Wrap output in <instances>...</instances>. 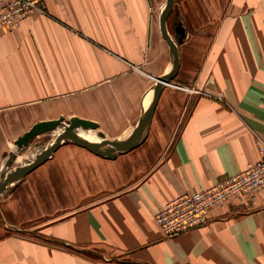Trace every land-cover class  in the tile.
Here are the masks:
<instances>
[{
	"label": "crops",
	"instance_id": "obj_1",
	"mask_svg": "<svg viewBox=\"0 0 264 264\" xmlns=\"http://www.w3.org/2000/svg\"><path fill=\"white\" fill-rule=\"evenodd\" d=\"M164 2L44 0L42 11L0 31V153L4 139L59 116L129 138L157 79L171 74L137 144L114 158H52L51 203L68 194L86 201L69 204L43 235L127 260H86L10 234L0 238V264H264V187L174 235L154 220L174 196L261 157L264 0H173L164 29L177 46L175 68L160 29ZM32 197L44 203L46 194Z\"/></svg>",
	"mask_w": 264,
	"mask_h": 264
},
{
	"label": "rangeland",
	"instance_id": "obj_2",
	"mask_svg": "<svg viewBox=\"0 0 264 264\" xmlns=\"http://www.w3.org/2000/svg\"><path fill=\"white\" fill-rule=\"evenodd\" d=\"M166 1L167 0L164 2L163 10L165 9ZM62 122L63 125L68 124L69 119L63 118ZM91 130L95 132V135L98 132H102L101 129L98 130L97 128ZM62 132L63 126H59L55 130L33 136L27 145L21 146L16 145L14 140L4 139L5 148L2 149L0 153V183L6 177L7 173L14 170L17 166L33 162L37 155L41 154L48 146L54 144L58 140ZM102 133L109 140L122 139L123 137L121 135V138H112L108 134ZM96 137L102 142L99 136L96 135ZM262 139L264 138L258 136L257 144H259V141ZM95 143L96 142H93L92 144ZM122 151L123 149L116 150V152ZM28 152H30V155ZM61 152H65L62 154L64 158L71 155L73 157L76 156L78 159L82 157L81 154H84V152H88L93 158H96L94 156L107 158L78 145L69 137H65L62 144L53 151L50 158L13 180L5 190L0 192V238L10 234L23 236L29 243H42L50 249H62L86 260H127L125 255L119 254L115 250H110L105 246L96 245L88 247L90 250H83V248H78L76 246L75 248L65 241H60L57 238L54 239L52 236H45L41 232L45 225L51 224L55 218L66 213V211H68L66 207L71 206L69 204L75 205L77 202L86 201V199L79 198V196L75 197L73 194H68L63 200L56 202V204L51 203V184L54 176L58 175V165L52 164V158ZM38 191H43L46 194L44 203L41 201L43 199L32 197V194ZM168 201L157 208L154 213V220L159 227L160 225L157 223L155 215L158 209L163 207ZM160 229L164 235L169 236L161 227Z\"/></svg>",
	"mask_w": 264,
	"mask_h": 264
},
{
	"label": "built area",
	"instance_id": "obj_3",
	"mask_svg": "<svg viewBox=\"0 0 264 264\" xmlns=\"http://www.w3.org/2000/svg\"><path fill=\"white\" fill-rule=\"evenodd\" d=\"M43 2L0 0V31L17 28L24 16L42 11ZM258 150L261 157L244 169L217 180L207 188L178 194L158 209L155 218L162 230L174 235L205 225L212 208L226 205L264 187V139L259 141Z\"/></svg>",
	"mask_w": 264,
	"mask_h": 264
},
{
	"label": "water",
	"instance_id": "obj_4",
	"mask_svg": "<svg viewBox=\"0 0 264 264\" xmlns=\"http://www.w3.org/2000/svg\"><path fill=\"white\" fill-rule=\"evenodd\" d=\"M172 4H173V0L166 1L165 9L163 10L160 16V29H161L163 37L167 40V42L169 43L171 47L173 54L175 55V61H174V68H175L177 65V46H176V43L173 40H171L170 37L166 34L165 29H164V22H165V19L168 13L171 10ZM176 29L179 33L181 34L183 33V29L180 26H177ZM170 78H171V74H167L157 79L154 85V88H153L152 99L150 103L148 104V106L146 107L145 113L140 123L134 128L132 136L125 140H122V139L109 140L105 137V135L102 132H98L96 135L102 139L101 140L102 142L91 145L85 139H83L77 133H75V129L82 128V129H93L94 130L98 127V125L96 122L92 120H87V119L78 118V117H71L69 119V123L64 124V125L62 122L63 116H59L58 118L52 119V120H41V121L34 123L27 131H25L21 136H19L15 140L16 145L18 146L27 145V143L33 136L50 131V130H54L59 126H63V132L60 134L58 140L54 144H51L50 146H48L46 150L43 151L41 154L37 155V157L34 159L33 162H30L22 166H17L14 170L8 172L6 177L0 183V192L5 190L13 180L29 172L34 167L43 163L48 158H50L53 151L62 144L63 139L65 137H69L78 145L83 146L87 148L88 150L93 151L95 153L101 154L107 158H114L116 156L117 149H129L135 144H137V142L141 139L142 135L146 131L147 124L151 117L154 100L156 99L163 83L168 82V80H171ZM105 146H107V150H104L102 148Z\"/></svg>",
	"mask_w": 264,
	"mask_h": 264
},
{
	"label": "bare ground",
	"instance_id": "obj_5",
	"mask_svg": "<svg viewBox=\"0 0 264 264\" xmlns=\"http://www.w3.org/2000/svg\"><path fill=\"white\" fill-rule=\"evenodd\" d=\"M75 133H77L80 137L85 139L89 144L92 145L93 142H96L95 144L100 143L99 139H97L95 132H93L91 129H75ZM105 150H107V146L102 147ZM30 155V152H28Z\"/></svg>",
	"mask_w": 264,
	"mask_h": 264
}]
</instances>
